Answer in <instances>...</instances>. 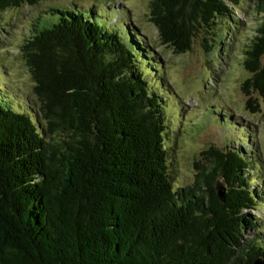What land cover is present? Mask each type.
<instances>
[{
  "label": "trees",
  "instance_id": "trees-1",
  "mask_svg": "<svg viewBox=\"0 0 264 264\" xmlns=\"http://www.w3.org/2000/svg\"><path fill=\"white\" fill-rule=\"evenodd\" d=\"M40 1L0 0V14ZM240 3L150 0V20L175 53L191 51L199 36L210 52L219 21L236 23ZM254 7L260 23L244 50L242 89L264 100V0ZM112 9L72 3L43 11L21 45L37 108L14 104L0 81V264L264 260L259 225V234L246 236L256 228L247 210L264 202V190L250 187L255 159L241 147L243 136L233 139L241 146L205 149L192 183L176 185L163 63L132 24L110 23ZM247 107L260 109L251 96ZM217 121L239 127L223 113Z\"/></svg>",
  "mask_w": 264,
  "mask_h": 264
},
{
  "label": "rangeland",
  "instance_id": "rangeland-1",
  "mask_svg": "<svg viewBox=\"0 0 264 264\" xmlns=\"http://www.w3.org/2000/svg\"><path fill=\"white\" fill-rule=\"evenodd\" d=\"M72 3L81 9L93 5L113 8L115 13L110 23L124 20L132 24L162 61L168 124L166 142L170 155L168 167L176 185L192 183L197 164L206 163L202 154L205 149L212 145L224 149L231 142L234 147L241 146L233 139L242 135L241 147L247 156L255 159L250 173L251 177L257 178L252 180L250 187L264 190V100L256 92L246 95L242 89L243 81L249 76L242 63L244 50L260 23L254 0H241L233 7L231 15L236 23L226 19L219 21L215 30L221 35L208 41L214 45L212 51L208 52L206 43L199 36L193 49L182 54L161 43L158 30L150 20V0H42L34 5L7 8L0 14V81L3 90L13 96L14 104L37 108L35 82L21 45L33 34L44 10L49 6H71ZM250 96L256 99L259 111L247 107ZM215 113L231 116L239 127L227 129L222 121H217ZM247 214L255 221L256 228H248L246 236L259 234L258 227L264 232V202L255 209H248Z\"/></svg>",
  "mask_w": 264,
  "mask_h": 264
},
{
  "label": "water",
  "instance_id": "water-1",
  "mask_svg": "<svg viewBox=\"0 0 264 264\" xmlns=\"http://www.w3.org/2000/svg\"><path fill=\"white\" fill-rule=\"evenodd\" d=\"M216 189H217V193H218L220 200L225 201L226 187L224 183H222L221 181H218L216 183ZM255 264H264V260L259 258L256 260Z\"/></svg>",
  "mask_w": 264,
  "mask_h": 264
}]
</instances>
